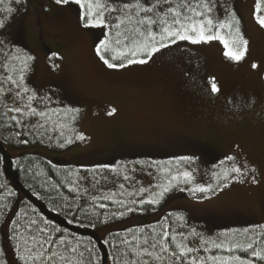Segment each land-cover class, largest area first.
Masks as SVG:
<instances>
[{
  "label": "rangeland",
  "instance_id": "1",
  "mask_svg": "<svg viewBox=\"0 0 264 264\" xmlns=\"http://www.w3.org/2000/svg\"><path fill=\"white\" fill-rule=\"evenodd\" d=\"M103 2L113 9L104 12L103 26L85 27L83 10L72 0L60 5L55 0H30L6 13L0 27V98L5 107L31 124L54 110L76 114L74 124L65 129L72 136L68 148L29 146L7 149L8 154H33L86 169L77 186L88 194L109 190L107 195L114 198L123 186L141 200H152L162 186L170 185L158 210L104 226L97 231L101 241L110 233L153 223L176 211L185 215L181 231L186 243L181 248L194 253L185 251V256L199 264H217L213 257L236 263L230 251L208 249L215 244L226 248V240L264 224V28L254 16L258 0H205L211 6L207 15L214 21H230L232 16L239 21L238 33L235 26L231 35L228 28L220 30L230 47L241 46L232 45L233 39L248 41L239 62L225 55L227 49L219 40H177L147 63L114 68L97 55L99 41L116 40L118 18L129 23V16L136 22L154 14L138 16L135 7L125 8L137 0ZM139 2L145 7L157 4ZM178 2L171 0V5ZM168 7L161 2L155 11L163 15ZM213 79L220 89L215 94ZM113 108L115 113L108 115ZM233 167L240 172H233ZM217 177L223 180L213 188ZM201 187L207 190L192 191ZM13 215L14 211L8 213L1 228L9 264H16L8 239ZM199 239L209 246H200Z\"/></svg>",
  "mask_w": 264,
  "mask_h": 264
},
{
  "label": "trees",
  "instance_id": "2",
  "mask_svg": "<svg viewBox=\"0 0 264 264\" xmlns=\"http://www.w3.org/2000/svg\"><path fill=\"white\" fill-rule=\"evenodd\" d=\"M29 1L20 0L17 3L16 0H3L0 20L5 18L6 5L14 8ZM259 4V14L264 16V0H259ZM125 22L118 29L122 33L119 37L122 44L117 45L114 41L109 45L110 50L104 53L109 59L126 50L125 43L130 42V33L126 30L139 27L134 21ZM125 37H129V41ZM127 58L112 62L117 65L126 63ZM9 76L13 78L12 74ZM13 117V112L5 107L0 98V264H9L2 246L1 228L11 211H14V215L8 239L16 264H108V261L110 264H131L132 261L137 264H183L185 260L191 261L187 256L178 259L181 248L176 245L178 242L181 246L186 243L185 234L181 231L185 219L182 212H168L156 222L110 233L105 242L97 233L108 224L136 215L151 214L164 204L169 192L162 197L155 196L153 199L159 202L154 204L141 200L138 193L123 186H120L118 193H114V198L107 195L109 190L88 194L77 186L78 178L85 174L86 169L81 171L58 159L50 161L33 154H22L16 158L8 154L7 149L19 150L29 146L48 147L56 151L68 148L72 144V136L65 129L75 122L73 110L47 112L36 124ZM222 180L217 177L213 188ZM199 240L200 246H209L204 239ZM161 243L169 249L168 252L161 251ZM225 243V249L235 245L247 248L251 243L252 248L247 251L235 248L230 255L245 262L251 261V264H264V259L252 255L255 251L264 256V224L243 230ZM152 244H156V247H151ZM41 245L46 250L44 255L28 259L42 250ZM214 249L218 248L210 247L208 250L212 252ZM145 250L151 255H145ZM21 255L26 259L21 260ZM203 264L215 263L207 260Z\"/></svg>",
  "mask_w": 264,
  "mask_h": 264
},
{
  "label": "snow or ice",
  "instance_id": "3",
  "mask_svg": "<svg viewBox=\"0 0 264 264\" xmlns=\"http://www.w3.org/2000/svg\"><path fill=\"white\" fill-rule=\"evenodd\" d=\"M0 2H3V0H0ZM17 3H20V0H16ZM75 4L79 5V7L83 10L81 19L85 23V27L89 26H103L105 24L104 20V12L108 11L111 12L113 9L107 7V4L103 2V0H72ZM167 3L169 4V7L166 9L163 15L159 11H155L157 6L161 3ZM55 3L60 4H68L69 0H55ZM145 3H147V0H145ZM135 7L139 11L137 12V15L139 16L140 12L143 13H153V16L145 15L141 17L139 20L136 21V24L139 25V27L130 28L126 31L130 33V42L125 43V49L124 51H120L118 55H112L111 59L107 58L104 53L108 52L110 50L109 45L111 41L105 39L99 41V44L96 46V52L97 55L100 57V59L103 61V63L108 68H114V67H125L130 64H144L147 63L149 59L158 51L161 49L170 46V44L175 43L177 40L182 41H189L193 44L200 43V42H209L212 40H219L221 43L224 44L225 48L227 49L225 51V55L229 57L233 61H241L247 52V45L248 41L244 39L243 37H240L238 40L233 39L231 41L232 45H241L240 47H230V41L226 39L221 34V29L228 28L230 30L229 35H231V29H233L235 25V31L239 32V21L236 19L235 16H232L230 21H214L212 18H210L207 13L211 11V6L205 2V0H196V3L193 4L189 2V0H179V2L176 4L175 7L171 5V0H157V4H153L149 7H145L144 4H141L139 0H137V3L135 5H125V8ZM203 9L202 11L200 9ZM5 10L9 13L13 11L12 8L5 6ZM260 11V4L259 0L256 5V12L254 13V16L256 18L257 23L260 25V27L264 28V17L259 15ZM128 20L131 21L132 17L129 16ZM124 24V20H120L118 18V22L116 23L115 27L117 29L121 28V26ZM0 27H4V21L0 20ZM111 27V25H109ZM215 29V30H214ZM122 33L120 31L116 32V40L115 43L117 45H121L122 41L119 39L121 37ZM126 41H129V37H125ZM131 56L132 58H127ZM118 58L124 60L126 59V63L122 62L120 64H114L112 61L117 60ZM29 60L32 59V57H28ZM27 67V65H25ZM252 67L255 69L258 67L257 64L253 63ZM23 71V70H22ZM8 79H11V77H8ZM211 83V91L213 94L218 93L220 89L218 88L217 84L215 83V80L213 79L210 81ZM27 91V89H25ZM33 99V97H29V100ZM30 108V105L28 106ZM15 111L19 112L21 109L17 108ZM30 111L35 113V109L30 108ZM115 109H110L108 111V115H113L115 113ZM40 115H43V113H40ZM15 119V117H13ZM79 139H84L83 136L78 137ZM188 159V158H185ZM229 160L232 159V157H228ZM233 172H240V169L233 167ZM183 176L185 179H190L189 173L184 172ZM173 181L177 179L176 176H172L171 178ZM253 182L255 183V179L253 178ZM170 186V185H169ZM169 186H162V190L160 193H157V196L162 197L164 193L169 191ZM205 188H195L192 189L193 192L199 191L203 192L206 191ZM148 203H158L159 201L157 199H152L147 201ZM43 231V229H41ZM164 236L167 238L168 233L167 231L164 232ZM174 239V237H173ZM63 243V241H61ZM124 243H128L125 241ZM218 249H224L228 251H233L235 248H240L242 251H247L248 249L252 248V244L249 243L247 245V248H244L242 245H235L232 248L225 249V246L223 244H215L214 245ZM151 247L155 248L156 244H152ZM177 248H181V245H176ZM41 251H38L36 256H29L28 259H37L44 255L43 246L41 245ZM74 251V249H73ZM161 251L162 252H168L169 249L161 243ZM185 251L191 252V248H181V251L179 253V258H182L185 256ZM31 252V250H29ZM145 255H151V253L147 252L145 250ZM175 254V253H173ZM253 256H255L257 259H264V256H261L259 252H253ZM21 260H25L26 257L21 255ZM217 264H230V261L228 258L221 259L220 257H213L212 258ZM232 261L238 262V264H251V261H243L239 257H232ZM131 264H137L136 261H132ZM146 264V262H145ZM183 264H199L198 261H187L185 260Z\"/></svg>",
  "mask_w": 264,
  "mask_h": 264
}]
</instances>
